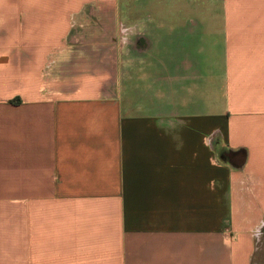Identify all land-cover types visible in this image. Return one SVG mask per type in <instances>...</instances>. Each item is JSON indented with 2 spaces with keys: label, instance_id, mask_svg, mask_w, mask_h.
Returning <instances> with one entry per match:
<instances>
[{
  "label": "crops",
  "instance_id": "obj_1",
  "mask_svg": "<svg viewBox=\"0 0 264 264\" xmlns=\"http://www.w3.org/2000/svg\"><path fill=\"white\" fill-rule=\"evenodd\" d=\"M0 264H264V0H0Z\"/></svg>",
  "mask_w": 264,
  "mask_h": 264
}]
</instances>
